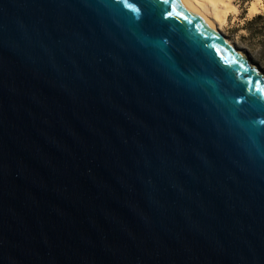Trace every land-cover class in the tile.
I'll return each instance as SVG.
<instances>
[{
  "label": "water",
  "instance_id": "1",
  "mask_svg": "<svg viewBox=\"0 0 264 264\" xmlns=\"http://www.w3.org/2000/svg\"><path fill=\"white\" fill-rule=\"evenodd\" d=\"M254 66L187 0H0V264H264Z\"/></svg>",
  "mask_w": 264,
  "mask_h": 264
},
{
  "label": "rangeland",
  "instance_id": "2",
  "mask_svg": "<svg viewBox=\"0 0 264 264\" xmlns=\"http://www.w3.org/2000/svg\"><path fill=\"white\" fill-rule=\"evenodd\" d=\"M253 1L259 3V10L251 16L249 6ZM229 2L234 7L227 9L225 20L218 26V31L236 49L245 54L264 77V41L249 36L245 28L247 22L254 16L264 14V0H229Z\"/></svg>",
  "mask_w": 264,
  "mask_h": 264
},
{
  "label": "bare ground",
  "instance_id": "3",
  "mask_svg": "<svg viewBox=\"0 0 264 264\" xmlns=\"http://www.w3.org/2000/svg\"><path fill=\"white\" fill-rule=\"evenodd\" d=\"M192 5H194L207 19H209L214 27L215 30L225 39L227 40L219 31L218 26L221 25V23L225 20L227 9L229 10L232 6L230 5L229 0H187ZM259 3L257 1H253L251 5L249 6V14L251 16L255 15L259 10ZM230 6V7H229ZM234 7V6H233ZM232 7V8H233ZM230 47L236 51H239L232 45L228 40ZM242 56L244 57L245 61L252 65V63L249 61L248 57L243 54L241 51H239ZM254 65H252L253 67ZM255 67V66H254ZM257 70V68L255 67ZM260 73V72H259ZM260 75L263 77V75L260 73ZM264 78V77H263Z\"/></svg>",
  "mask_w": 264,
  "mask_h": 264
},
{
  "label": "trees",
  "instance_id": "4",
  "mask_svg": "<svg viewBox=\"0 0 264 264\" xmlns=\"http://www.w3.org/2000/svg\"><path fill=\"white\" fill-rule=\"evenodd\" d=\"M249 36L258 37L264 41V14L254 16L245 26Z\"/></svg>",
  "mask_w": 264,
  "mask_h": 264
},
{
  "label": "snow or ice",
  "instance_id": "5",
  "mask_svg": "<svg viewBox=\"0 0 264 264\" xmlns=\"http://www.w3.org/2000/svg\"><path fill=\"white\" fill-rule=\"evenodd\" d=\"M165 2H167V0H165Z\"/></svg>",
  "mask_w": 264,
  "mask_h": 264
}]
</instances>
